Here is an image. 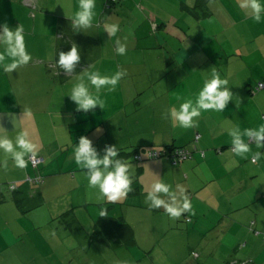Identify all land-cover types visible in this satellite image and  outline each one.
<instances>
[{
	"label": "crops",
	"instance_id": "0c3cea01",
	"mask_svg": "<svg viewBox=\"0 0 264 264\" xmlns=\"http://www.w3.org/2000/svg\"><path fill=\"white\" fill-rule=\"evenodd\" d=\"M107 1L97 0L95 27L74 33L70 17L79 0H0V24L22 25L33 57L12 75L0 72V126L12 136L27 130L41 159L36 168L17 169L10 159L0 166V264H264V157L256 163L251 154L236 157L238 167H225L234 158L227 129L264 124V89L255 90L264 83V23L254 22L237 0H120L110 8ZM105 22L120 24L126 55L115 54ZM72 42L81 49L77 73L89 64L104 75L127 70L115 92L101 93L104 109L77 112L64 97L75 74L50 68L54 53L67 52ZM213 71L228 79L234 96L222 113L205 112L189 129L164 118L168 108L195 99ZM23 109L33 115L21 121ZM81 136L101 155L106 145L118 146L132 164L127 198L108 202L88 186L73 156ZM168 147H188L193 155L176 166L167 157L132 159L136 151ZM37 176L43 184H34ZM157 180L183 185L192 212L170 218L150 210L145 198ZM95 204L99 219L102 204L109 216L123 217L133 245L91 241L98 220L87 241L71 237L76 223L70 229L56 221Z\"/></svg>",
	"mask_w": 264,
	"mask_h": 264
},
{
	"label": "clouds",
	"instance_id": "9594fccd",
	"mask_svg": "<svg viewBox=\"0 0 264 264\" xmlns=\"http://www.w3.org/2000/svg\"><path fill=\"white\" fill-rule=\"evenodd\" d=\"M237 3L238 7L244 10L246 15H250L254 22L264 23V0H237ZM97 16V0H79L77 10L70 17L72 32L83 33L92 29L96 26ZM105 19L110 21L111 17ZM104 32L110 39L115 38V54L126 55L127 37H124L123 42L118 38L121 32L120 24L105 22ZM32 60V54L26 46L23 26L19 24L13 30L6 22L0 24V72L12 75L13 72L28 66ZM53 60L56 66L62 69L61 72L67 75L75 74L74 80L70 82L71 87L64 97H70L76 105V111L84 114L90 113L97 107L104 109L106 100L101 93L115 92L121 80L127 75V70L124 68L111 75H104L91 64L87 69L77 73L76 67L81 63V49L75 42L71 43L70 50L67 52L54 53ZM230 89L228 79L221 78L218 72L213 71L211 78L204 81L195 99L188 98L180 103L178 108L175 106L168 108L164 118L171 120L180 128H194L203 113H222L226 109L234 97ZM32 115L30 109H23L21 121L31 118ZM99 131L100 129H97L98 133ZM227 131L231 137L230 151L234 157L225 165L228 170L239 166V160L236 157L245 159L251 154L252 163L264 157L261 152V149H264V124L243 130L239 126H233ZM253 143L258 149L255 153L251 152ZM39 147L40 145L30 138L27 130L12 136L0 126V152L4 156V159L0 160V166L7 168L10 159L15 168L26 169L29 159L37 156ZM120 154L121 150L118 146L106 145L101 155L87 136H81L78 144L73 146L75 164L86 170L84 175L88 186L96 189L99 197L108 202L121 201L133 191L132 170L134 167ZM143 155L150 157L151 152L146 150ZM145 203L150 210L162 209L170 218H179L185 213L192 212V204L183 185L177 184L173 188L171 184L161 180L151 184ZM103 215L104 213L101 212V216ZM50 236L55 238L56 232L52 231Z\"/></svg>",
	"mask_w": 264,
	"mask_h": 264
},
{
	"label": "trees",
	"instance_id": "16d2710c",
	"mask_svg": "<svg viewBox=\"0 0 264 264\" xmlns=\"http://www.w3.org/2000/svg\"><path fill=\"white\" fill-rule=\"evenodd\" d=\"M107 4H108V1H107ZM176 148H180V147H175V148H169L168 147V148H164V149L172 151L173 149H176ZM181 148H188V147H181ZM145 151L146 150L136 151L135 155L137 153H143ZM135 155H134V161H136V162H144L145 160H149L143 155L144 159L142 161H137L135 159ZM34 168H36V167H34ZM37 178H42L45 181V179L41 176H37L36 179ZM10 187H11V185H10ZM10 187H9V189H10ZM16 189H17V187H16ZM15 190H11V191L14 192ZM100 206L102 208V212L104 213V215L101 216L100 219L95 224L94 231L92 232V234H90V240L91 241L105 242L107 244H110L113 248L119 247L121 245H125V246L133 245L135 243V238H134V233H133L132 227L123 219V217H111V216H109L107 214L108 209L103 208L106 205L102 204ZM107 206H109L110 209L113 208V205H107ZM74 215H75L74 211L70 210V211L64 213L61 216L60 220L65 225L67 224V226L71 229V228H73V225L75 224V221L73 219ZM71 219L73 221V224H70V223L68 224V221ZM74 227H75V225H74ZM196 254L197 253L193 252L192 256L196 258V256H195Z\"/></svg>",
	"mask_w": 264,
	"mask_h": 264
},
{
	"label": "built area",
	"instance_id": "2783aa9c",
	"mask_svg": "<svg viewBox=\"0 0 264 264\" xmlns=\"http://www.w3.org/2000/svg\"><path fill=\"white\" fill-rule=\"evenodd\" d=\"M120 0H108V4L106 5L108 8L112 7L113 5H116ZM51 69H54L57 71V75H59L58 72V67L55 65H50ZM264 89V83H259L256 86L257 91ZM195 142H198V137L196 138ZM149 152H151V156L150 157H146L147 159H159V158H164L167 157L171 160L172 164L174 166L181 164L182 162L188 160L191 158L192 156V149H188V148H176L173 149L172 151L167 150V149H149L147 150ZM144 153V152H143ZM143 153H137L135 155V159L137 161H142L144 159ZM41 162V159L38 157H35L33 159H29V163L33 166V167H37ZM34 182V184H43L44 180L42 178H37L35 180H32ZM11 190H15L16 186L15 185H11L10 187ZM197 256V254L195 255ZM251 261H244V262H240L237 263L236 261L232 262L231 264H250Z\"/></svg>",
	"mask_w": 264,
	"mask_h": 264
},
{
	"label": "rangeland",
	"instance_id": "374dc122",
	"mask_svg": "<svg viewBox=\"0 0 264 264\" xmlns=\"http://www.w3.org/2000/svg\"><path fill=\"white\" fill-rule=\"evenodd\" d=\"M3 14L4 13H2V16H3ZM132 159H134V155H133ZM134 162L135 163H142V162H136V161H134ZM12 197H13V195H12ZM74 214L75 215H74L73 219L76 223L77 233H75L71 237L74 238L75 240L78 239V237H80L84 241H87V238H85V234H87V233L89 234L94 223L97 220H99V216H100L99 207L97 206V204H95V206L94 205H88L86 208H84V207L76 208ZM59 220L60 219H58V218L56 219V221H59ZM69 222L73 223L72 219L69 220ZM56 226H60V225H56ZM81 235H83V236L81 237ZM56 241H57V239L55 240V242Z\"/></svg>",
	"mask_w": 264,
	"mask_h": 264
}]
</instances>
